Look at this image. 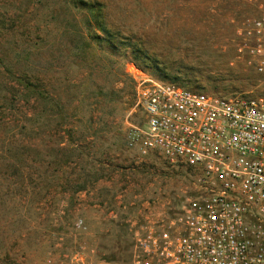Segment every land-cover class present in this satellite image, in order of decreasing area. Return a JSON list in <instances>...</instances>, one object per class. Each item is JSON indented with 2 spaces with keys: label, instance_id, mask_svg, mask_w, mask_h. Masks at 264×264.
I'll list each match as a JSON object with an SVG mask.
<instances>
[{
  "label": "rangeland",
  "instance_id": "rangeland-1",
  "mask_svg": "<svg viewBox=\"0 0 264 264\" xmlns=\"http://www.w3.org/2000/svg\"><path fill=\"white\" fill-rule=\"evenodd\" d=\"M87 1L151 61L93 38L80 0H0V264H132L137 231L190 192L186 167L128 143L144 124L129 64L209 95L261 91L235 58L244 0Z\"/></svg>",
  "mask_w": 264,
  "mask_h": 264
},
{
  "label": "built area",
  "instance_id": "built-area-1",
  "mask_svg": "<svg viewBox=\"0 0 264 264\" xmlns=\"http://www.w3.org/2000/svg\"><path fill=\"white\" fill-rule=\"evenodd\" d=\"M244 1L235 58L258 94L209 95L128 66L144 114L129 145L192 173L181 205L137 231L132 264H264V0Z\"/></svg>",
  "mask_w": 264,
  "mask_h": 264
},
{
  "label": "trees",
  "instance_id": "trees-1",
  "mask_svg": "<svg viewBox=\"0 0 264 264\" xmlns=\"http://www.w3.org/2000/svg\"><path fill=\"white\" fill-rule=\"evenodd\" d=\"M81 5H83L84 8H86L89 13H91V17L88 20V24L89 26L92 25V23H97L98 28H100L104 35L101 36L99 34H96L93 36V38H95L97 41L99 42H107L112 49H117L118 45H124L125 47H132V53L134 55V58L137 60L140 57L144 60H150V57L148 56V54H144L143 49L139 48L138 45H136L135 43L132 42H126L123 39H121L120 41H117V39L115 38V35L113 34V32L111 30H109L99 19L101 17L102 12V8L103 5L101 3H89L87 0H80ZM142 55H144L142 57ZM146 67L144 68H150L149 63L145 64ZM155 70L158 71H162L160 68V66H154ZM8 73L11 76V78L22 88H24L28 93L26 94H30V95H35L37 97H47V93L43 92L40 85H38L37 83L32 82L30 79L21 76V75H17L12 69L8 68ZM156 74V75H155ZM154 75L157 76L158 79L163 80V81H168V82H175V78L170 79V74L169 73H157L154 72ZM177 79V78H176ZM194 90V89H193ZM49 97V95H48ZM81 188H84V186H82Z\"/></svg>",
  "mask_w": 264,
  "mask_h": 264
}]
</instances>
